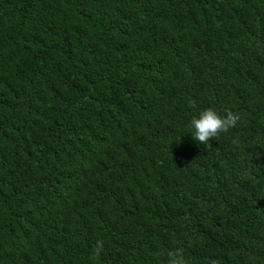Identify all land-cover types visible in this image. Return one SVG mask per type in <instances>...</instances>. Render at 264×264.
<instances>
[{
  "label": "trees",
  "instance_id": "16d2710c",
  "mask_svg": "<svg viewBox=\"0 0 264 264\" xmlns=\"http://www.w3.org/2000/svg\"><path fill=\"white\" fill-rule=\"evenodd\" d=\"M176 249L264 264V0H0V264Z\"/></svg>",
  "mask_w": 264,
  "mask_h": 264
},
{
  "label": "clouds",
  "instance_id": "9594fccd",
  "mask_svg": "<svg viewBox=\"0 0 264 264\" xmlns=\"http://www.w3.org/2000/svg\"><path fill=\"white\" fill-rule=\"evenodd\" d=\"M238 113L227 111L221 116L214 108H206L199 113V118L193 117L191 126L194 129L193 139L207 148L212 147L211 140L218 138L221 133H228L239 121ZM100 249H97L99 255ZM168 264H188L182 249L170 251L168 254Z\"/></svg>",
  "mask_w": 264,
  "mask_h": 264
}]
</instances>
